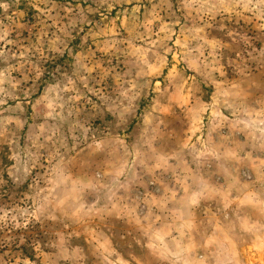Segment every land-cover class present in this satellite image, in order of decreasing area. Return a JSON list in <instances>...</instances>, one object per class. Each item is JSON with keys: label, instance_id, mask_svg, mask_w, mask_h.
I'll return each mask as SVG.
<instances>
[{"label": "rangeland", "instance_id": "374dc122", "mask_svg": "<svg viewBox=\"0 0 264 264\" xmlns=\"http://www.w3.org/2000/svg\"><path fill=\"white\" fill-rule=\"evenodd\" d=\"M228 120L264 129V0H0V264H163L125 217Z\"/></svg>", "mask_w": 264, "mask_h": 264}, {"label": "crops", "instance_id": "0c3cea01", "mask_svg": "<svg viewBox=\"0 0 264 264\" xmlns=\"http://www.w3.org/2000/svg\"><path fill=\"white\" fill-rule=\"evenodd\" d=\"M228 124L206 148L178 155L158 148L154 171L146 166L150 201L125 218L142 243L158 242L163 264H264V189L257 187H264V129L256 121Z\"/></svg>", "mask_w": 264, "mask_h": 264}]
</instances>
